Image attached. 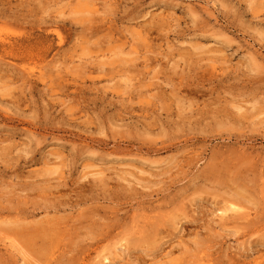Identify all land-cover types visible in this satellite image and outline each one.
<instances>
[{"label":"rangeland","instance_id":"1","mask_svg":"<svg viewBox=\"0 0 264 264\" xmlns=\"http://www.w3.org/2000/svg\"><path fill=\"white\" fill-rule=\"evenodd\" d=\"M0 264H264V0H0Z\"/></svg>","mask_w":264,"mask_h":264},{"label":"bare ground","instance_id":"2","mask_svg":"<svg viewBox=\"0 0 264 264\" xmlns=\"http://www.w3.org/2000/svg\"><path fill=\"white\" fill-rule=\"evenodd\" d=\"M8 238V237H7ZM2 240V239H1ZM13 241V240H12ZM11 244V243H10ZM15 247V246H14ZM14 249V248H13ZM23 249V248H22ZM23 251V250H22Z\"/></svg>","mask_w":264,"mask_h":264}]
</instances>
